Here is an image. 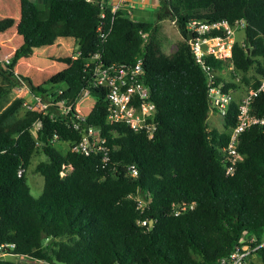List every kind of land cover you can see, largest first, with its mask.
<instances>
[{
  "label": "trees",
  "instance_id": "trees-1",
  "mask_svg": "<svg viewBox=\"0 0 264 264\" xmlns=\"http://www.w3.org/2000/svg\"><path fill=\"white\" fill-rule=\"evenodd\" d=\"M160 2L156 19L173 20L182 36L169 53L162 49L155 19H134L131 9L111 12L106 0H43L42 5L18 0L17 19L0 17V31L14 30L21 38L8 60L1 61L0 243H12L11 253L50 264H215L241 238L261 240L264 129L252 125L241 131L236 148L242 159L226 173L219 149L234 123L237 100L219 116L220 128L208 127L207 77L191 54L185 24L190 19L242 18L243 37L231 45V77H214L226 90L236 86L233 75L239 72L253 88L264 70V0ZM99 21L106 32L102 41L96 30ZM140 30L148 31L145 41ZM59 40L76 44L79 55L72 58L61 49L54 56L61 68L43 75L39 83L19 77L34 91L63 83L65 94L72 96L88 88L94 100L86 122L101 127L109 146L107 161L101 162L97 153H76L49 141L53 133L76 141L80 132L70 121L25 110L20 96L2 104L17 82L16 64ZM95 50L105 62L129 63L135 55L143 56L142 80L155 105L156 128L150 137L105 120L104 90L89 84L83 68L85 57ZM207 60L216 69L227 63ZM249 111L264 114V90L252 99ZM35 118L40 127L34 136L28 127ZM36 151L44 156L34 165L43 181L33 196L24 172L17 174L16 169L25 168ZM61 163L72 166L64 176H59ZM127 163L136 165V175L128 174ZM135 193L143 202L140 208ZM181 200L194 205L173 214L170 203ZM142 218L145 224L137 222ZM256 253L264 264V245ZM0 264L26 262L6 255L0 256Z\"/></svg>",
  "mask_w": 264,
  "mask_h": 264
},
{
  "label": "built area",
  "instance_id": "built-area-1",
  "mask_svg": "<svg viewBox=\"0 0 264 264\" xmlns=\"http://www.w3.org/2000/svg\"><path fill=\"white\" fill-rule=\"evenodd\" d=\"M101 7L102 1H98ZM122 8L125 12L130 13V5L125 4L124 0H114L109 3V9L114 12ZM99 16H102L100 11ZM174 23L173 20H171ZM244 20L236 18L229 21L225 18L201 20L190 19L185 24L187 35L186 40L194 60L200 65L207 77V97L211 110L221 116L224 114L228 103L235 98L231 89L222 90L221 83H215V74L220 70H230L231 45L235 40L233 34L238 29H243ZM96 30L99 32L100 40L105 37L106 32L102 31V22L99 21ZM140 36L143 41L147 39L148 31L140 30ZM64 50H68L72 58L79 55L76 44L71 45L67 40H59ZM208 57L227 61L220 69L214 68L207 60ZM8 57L2 59L7 61ZM83 68L89 72V84L95 87H101L104 90V97L107 101L105 120L108 123H123L135 131L144 132L150 137L156 124L154 121L155 105L149 97L147 85L142 80L143 56L137 54L129 62L104 61L100 50H95L85 57ZM17 84L14 86L21 99V105L25 110L38 112L40 115L45 114L49 118L61 117L74 128H78L80 136L76 141L69 143L67 140L60 138L56 133L52 134L49 139L51 143L66 146L70 151L82 154L97 153L100 155V161L108 160L109 146L106 137L101 131L99 125L86 122V112L92 103H86L85 100L90 96L88 88H81L72 96H67L64 90V84H55L44 91L31 90L28 83L26 84L17 72H14ZM264 90V70L259 76V83L256 87H250L244 91L237 100V110L234 123L227 130V139L220 147L221 161L224 164L225 172L231 173L237 161L242 159V154L237 150L236 145L238 135L245 128L255 125L262 126L264 129V114L251 113L249 104L252 99ZM40 127V121L35 118L29 124V130L35 136L36 130ZM72 166L67 163H61L59 176L69 173ZM23 166H18L17 174L24 172ZM126 170L129 175H136L137 168L134 163H127ZM137 200V208L143 204L138 193L133 194ZM194 205L193 201L184 200L170 203V211L177 214L185 209H190ZM138 223L145 224L146 219H138ZM264 245V238L254 242V236L241 238L240 241L233 245L232 249L225 255L217 258L215 264H254L252 254L257 248ZM12 243H0V256L14 255L24 258L26 264H50L46 260L30 255H15L10 252Z\"/></svg>",
  "mask_w": 264,
  "mask_h": 264
},
{
  "label": "rangeland",
  "instance_id": "rangeland-1",
  "mask_svg": "<svg viewBox=\"0 0 264 264\" xmlns=\"http://www.w3.org/2000/svg\"><path fill=\"white\" fill-rule=\"evenodd\" d=\"M35 1L38 5L43 4V0L40 1L35 0ZM0 5H1L0 6L1 11L8 13L18 12L17 0H0ZM131 8L132 10L130 15L134 19L153 20L154 18V13L153 10L151 9L144 10L143 13L139 14L138 10L135 7H131ZM157 32L162 40V49L166 53H169L173 48H175L176 44L180 41V39H182V36L177 30L175 24L170 22V19L167 17H164L161 19V21L157 22ZM242 37H243V31L241 29L236 30L235 33L233 34V38L236 41H241ZM17 40L18 41L16 42H19L21 38L17 36ZM61 49H63V47L59 43L57 44L52 43L46 46L42 51L35 50L31 57L25 59V62H19L17 64L16 66L17 75H21L24 78H29V80L33 84L41 82L43 75L61 68V64L57 62L54 57L56 53L61 51ZM223 72L225 78L231 77L230 73H227V70H223ZM233 76L236 78L235 80L236 86L233 87L234 89H236V91L240 93L248 88V84H246L244 81L241 80L239 72H237V74ZM24 82L26 83V81ZM16 84L17 82L15 83V85ZM14 86L5 95L4 100L2 101L3 105H6L13 98L19 95ZM93 100H94L93 97H89L85 100V102L86 103L88 102L89 104L92 103ZM207 116L208 118L206 119V121L208 122L207 124L208 127H213V126L215 128L221 127L220 118H218L219 115L213 116L210 113H207ZM42 158H44L42 152L40 151L34 152L30 157L28 165L24 169L26 183L29 187V192L33 196H37L40 193L42 187V181H43L42 176L34 168L35 163ZM252 261L254 264H261L260 261L257 259V257H254Z\"/></svg>",
  "mask_w": 264,
  "mask_h": 264
},
{
  "label": "crops",
  "instance_id": "crops-1",
  "mask_svg": "<svg viewBox=\"0 0 264 264\" xmlns=\"http://www.w3.org/2000/svg\"><path fill=\"white\" fill-rule=\"evenodd\" d=\"M113 1L114 0H106L107 3H112ZM17 2H18V0H17ZM124 2H125V4L130 5V7H135L138 10L139 14L143 13V11L147 10V9L153 10V13H154V18L153 19L156 20L155 22L161 21V19H156V15H155V11L161 6L160 0H124ZM130 9L132 10V8H130ZM12 13H8V12H4V11L0 10V17L1 16H12L15 19H17L18 18V12H15V13L12 12ZM170 22H171V20H170ZM17 36L19 37V35L16 34L14 30L0 31V84H3L4 81H5L4 78H3L2 70H1V61L5 57H9L10 54L12 53V51L15 49V47H17L20 44L21 40L19 42H16V41H18L17 40ZM15 43H17V44H15ZM44 48L45 47H43L41 49H37V50H41L42 51ZM20 62H25V60H21ZM17 64H16V66H17ZM16 66L14 68L15 72H17ZM223 70L224 69L220 70L218 73L221 76L224 77ZM227 73H230V72L227 70ZM229 89H231L232 95L235 98H238L245 91L244 90V91L239 93L233 87L229 88ZM2 104H3V102H2ZM208 113H210L213 116H215V115L218 116V114L214 110H211V109L208 110ZM207 118H208V116L206 117V119ZM263 238H264V234L261 237V239H263ZM254 257H257V253L256 252L252 254V256H251L252 260H253ZM257 259H258V257H257Z\"/></svg>",
  "mask_w": 264,
  "mask_h": 264
},
{
  "label": "water",
  "instance_id": "water-1",
  "mask_svg": "<svg viewBox=\"0 0 264 264\" xmlns=\"http://www.w3.org/2000/svg\"><path fill=\"white\" fill-rule=\"evenodd\" d=\"M187 35L190 36V32L187 31ZM148 223L150 224L151 223V219H149Z\"/></svg>",
  "mask_w": 264,
  "mask_h": 264
}]
</instances>
